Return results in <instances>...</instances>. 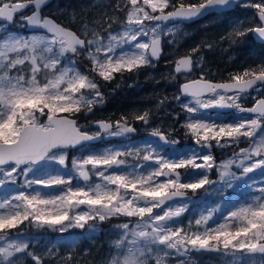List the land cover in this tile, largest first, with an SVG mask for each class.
I'll list each match as a JSON object with an SVG mask.
<instances>
[{
    "label": "snow or ice",
    "instance_id": "obj_1",
    "mask_svg": "<svg viewBox=\"0 0 264 264\" xmlns=\"http://www.w3.org/2000/svg\"><path fill=\"white\" fill-rule=\"evenodd\" d=\"M46 3L0 0V264H17L18 254L26 253L31 238L19 230L25 221L63 233L114 217L127 219L116 226V254L108 264H165L173 251L222 253L226 264H264V59L231 73L227 82L201 75L180 85L174 99L187 114L183 127L191 145L158 128L133 140L138 129L123 114L96 121L95 131L78 123L81 113L104 102L96 77L111 82L116 74L154 66L162 34L184 21L251 8V19L238 21L234 31L264 43V0H126L122 26L104 34L93 30L91 39L43 15ZM17 17L23 31L11 27ZM83 54L95 77L78 69L75 58ZM193 69L189 55L176 61L174 72ZM248 97L252 106L244 107ZM225 109L236 110L231 120ZM134 119L150 123L148 111ZM111 138L124 142L92 150L91 142ZM241 138L249 147L217 162L211 150L238 145ZM212 170L218 180L210 179ZM92 175L100 182L90 183ZM200 190L196 230L191 219L186 230L180 217L197 205L193 197ZM239 193L246 194L243 203L232 200ZM213 195L219 203H207Z\"/></svg>",
    "mask_w": 264,
    "mask_h": 264
},
{
    "label": "rangeland",
    "instance_id": "obj_2",
    "mask_svg": "<svg viewBox=\"0 0 264 264\" xmlns=\"http://www.w3.org/2000/svg\"><path fill=\"white\" fill-rule=\"evenodd\" d=\"M90 2L89 5L83 4L82 7H80V12L81 15V24L79 28V33L84 36L91 31H95L96 33L101 34L96 25H93L92 18L93 15L98 16L100 21L102 23H106V27L104 28V34L106 31H115L119 29L122 26V23L125 19V13L124 16L120 15V12L117 10H114V12H109L108 13V4L111 3V0H88ZM121 3H125L126 0H118ZM99 11V12H98ZM44 12H46L49 15L53 16H58L60 14L64 15H73V11H69L64 7L59 6V2L56 1L53 4H51L49 7H47ZM218 19L211 20L213 22H216ZM238 21H235L232 24H229L231 26V30H233V27H236L235 23ZM20 21L19 19L16 20V22L13 24V29L16 31H23V29H20L18 27ZM109 23H111V28H109ZM216 23H219L218 21ZM215 23V24H216ZM203 24L196 25V27L201 26ZM170 26V25H169ZM205 26V25H204ZM194 29L191 28H185L184 25L180 24L178 29H175L171 33H164L162 34V39H163V45H164V60L169 58H173L176 54L179 53L180 49L185 46H190L193 47L195 45V40L192 38L187 40L186 44H184V39H187V36H194ZM191 30V31H190ZM229 33V31H226ZM88 38L91 39L92 36L88 34ZM245 42H248L249 39L244 38ZM215 45V46H214ZM206 44L205 48L207 50H203L200 53H198L194 58V71L192 74L189 75H180V79H189V78H200L201 75L204 76L207 75L208 72L211 73V70L214 68H211L209 65H207V57L208 55L212 56L214 55L215 57L221 53V47L219 44ZM219 45V46H218ZM219 50L218 51L216 50ZM205 51V52H204ZM225 53H228V49L224 51ZM84 56L85 58L87 57L86 54H83L79 57H76V62L77 60L80 59V57ZM231 60H234L235 57L232 54L228 55ZM213 57V56H212ZM88 58V57H87ZM163 60V61H164ZM91 62V61H90ZM78 65V62H77ZM85 71L91 77L95 76V73L92 72L91 69V64H85ZM78 69L80 70V67L78 65ZM152 69V68H151ZM164 72L165 76H173L171 73L172 69L167 68L165 69ZM215 72V70H213ZM144 74V73H143ZM153 77H155L156 72L151 74ZM150 76V75H149ZM118 77H123L116 74L115 78V85H112V88L115 87V89H118L119 86H123L124 88L127 87V95H128V100L132 99L133 92L135 90L129 91L131 88L130 86L135 87L139 89L140 87H143V85L135 84L132 82V80L124 82ZM176 77V76H175ZM126 78L127 77H123ZM96 79H99V77H96ZM101 82L107 83L103 80H100ZM102 84V85H103ZM102 85H100L102 87ZM168 85V82H164V97L165 99H170L173 102H176L180 104V102L176 101L174 99V96H169L167 95V91L165 87ZM100 91L104 95V100L105 102L107 101V104L115 103V100L113 98V95L109 98H107V94L104 93L101 90ZM118 91V90H117ZM125 94V93H123ZM126 95V94H125ZM140 97V96H139ZM139 97H136V100L138 101L139 105ZM154 97V96H151ZM124 98V96H123ZM251 97L247 98V101ZM105 104V103H104ZM97 106V105H96ZM95 106V107H96ZM114 107V105H113ZM150 108V106H149ZM99 111V110H98ZM178 113H183V110H178V111H170L169 109L165 108L164 110V119L163 120V125L160 124V122L152 118L150 119V123L147 126L144 127H139L140 133L143 134L141 137H133V140H142L146 137L149 136V133L153 129H160L170 135V137H175L178 138L180 141V145H185L182 143L183 138H185L186 134L185 129L183 127L184 123L177 122V117ZM155 114V110H154ZM95 115V114H94ZM235 115V114H234ZM233 115V117H234ZM154 116V115H153ZM93 115H88L85 116L83 113L80 114V122H78L81 126L88 125L90 121L92 120ZM150 118V117H149ZM175 125H174V123ZM176 133V135H174ZM245 138H243L244 141ZM104 143H100L99 145L93 147L91 146L92 150L94 151H99L103 150L104 148L108 147L109 145H119L122 142H124L123 138H111V139H106L103 140ZM113 141V142H112ZM192 144V143H191ZM187 144V145H191ZM235 146V145H233ZM249 147V144L247 143L246 146L240 147V148H219V147H214L212 151L213 156L216 158L217 162H221L224 160H227L230 158L233 154V152H239L241 148H247ZM230 149V150H228ZM227 152H226V151ZM230 151V153H229ZM73 155H76V152L73 153ZM72 155V156H73ZM216 155V156H215ZM71 156V157H72ZM71 160V158H70ZM132 163V161H130ZM70 166V162H69ZM233 171H236L235 167L233 168ZM258 171L251 173L249 175L251 176H257ZM209 174H214L213 177L215 180L219 179L218 172L216 170H212ZM76 180H73V184H76ZM90 183H96L100 182L98 177L95 175H92L90 177ZM81 184H83V181H80ZM257 184L259 186V180H257ZM45 191H50V190H45ZM255 195H259L258 192L254 193ZM203 195V191L199 196L193 197L195 200H197V205H190L189 207V212H186L182 217H180V220L182 221V225L186 230L188 227V222L191 219L193 221V227L192 231H195V226H194V219L198 217L199 215V197ZM237 195L233 194L232 198ZM238 195H245L244 193H239ZM207 203L210 204H216L219 203L215 199V196H211L208 198ZM195 210V216L191 215V213ZM127 218L123 217H114L109 220H106L104 222H99V221H89L85 227L79 228V227H70L68 228L65 232L61 233L59 231H54L50 228H38L33 224H25L24 228H19V230L22 231L23 236L25 238H31L27 239L26 242L28 243L29 247L26 250V253L18 254L20 259L17 260V264H35V261L32 259L31 255H28L27 253H32L33 255L37 256L40 258L41 264H108V262L111 259L112 255H115V249H114V241L117 239V228L116 226L120 223L125 222ZM95 225V231H89L90 226ZM13 232H16L18 230H12ZM165 264H226L225 257L222 255V253H217V252H206V251H191L189 254L180 256L177 255L174 251L172 254L166 258Z\"/></svg>",
    "mask_w": 264,
    "mask_h": 264
},
{
    "label": "trees",
    "instance_id": "obj_3",
    "mask_svg": "<svg viewBox=\"0 0 264 264\" xmlns=\"http://www.w3.org/2000/svg\"><path fill=\"white\" fill-rule=\"evenodd\" d=\"M58 2H59V6L64 7L69 11H73L74 14L73 15L60 14L58 16H55V19L62 25L67 26L75 30L76 32H78L81 21H82L81 17L79 16L81 15L80 7H82L83 4L89 5L90 2L88 0H58ZM110 2L111 3H109L107 6L108 13L114 12V10H117L120 12V15H124L122 6L126 2L121 3L118 0H111ZM253 12L254 11L248 10V13H246V15L241 17V19L239 16L235 17V19L234 18L233 19L232 18L230 19L222 18L220 22L217 24H215L210 19L208 24H206L205 26L195 28L194 36L191 37L188 35L187 39H184V44H186L187 40L191 38L192 40L194 39L195 45L193 47H190V46L182 47L179 53L176 54L175 56L184 55V54H194V53H197L198 51L207 50L205 48L206 44H212V45L221 44L220 47L221 49H223L221 50V53L223 54H219L216 57L214 55H212L213 57L208 55L207 65H209L211 68H214L216 74L223 77V80H229L231 73L240 71L243 68L247 67L248 65L258 62L259 59H264V45H260L252 41L250 33L245 37L238 36V34L234 31L235 27H233V30H231V26L229 25V24H232L233 20L235 21L250 20L253 15ZM92 19H93L92 20L93 25H96L98 31L102 34L104 32V28L106 27V23H102L100 19L98 18V16L96 15H93ZM227 30H229V33L226 32ZM222 37H225V38L222 39ZM244 38L249 39V41L245 42ZM230 40H235L237 42L230 45L229 43ZM193 49H197V51L193 52L192 51ZM227 49L229 52L225 53L224 51ZM216 50L219 53V50L218 49ZM229 54H232L235 57V59L231 60L232 57L230 58L228 56ZM175 56L171 58L170 60H167L168 63L164 65L166 69L172 66L173 61H174L173 59L175 58ZM77 62L80 67V71L87 73L84 70L85 69L84 65L86 63L91 64L90 60L87 57L85 58L84 56H82L80 57L79 60H77ZM160 63H158L157 65H159ZM155 65L156 64H154V66ZM154 66H146L133 73L125 72V73H122L121 76L122 75L123 77H126V76L130 77L133 75L143 76V72H146V76H149L153 74L154 72H156V74H159L157 71V68H155ZM151 95H153L154 98L156 97V94L151 93ZM140 99H143V98H140ZM144 99H145V96H144ZM114 100H115V103L113 102L110 104L111 110L106 109L103 113V116H110L112 118L119 119L121 115L123 114V115H126L128 119L135 120L134 119L135 115L139 113H143L144 111H147L149 109V105L147 104H143V105L133 104L129 106L127 109L126 105L128 104L129 100L125 94H122V95L119 94V96L114 98ZM71 154L72 153L69 154V157L71 156ZM245 198H246L245 195L243 196V195L237 194L232 200L239 201V203H243ZM217 219H219V214H217ZM25 224L30 225L29 222L25 221V223L21 224L19 228H24Z\"/></svg>",
    "mask_w": 264,
    "mask_h": 264
},
{
    "label": "flooded vegetation",
    "instance_id": "obj_4",
    "mask_svg": "<svg viewBox=\"0 0 264 264\" xmlns=\"http://www.w3.org/2000/svg\"><path fill=\"white\" fill-rule=\"evenodd\" d=\"M27 12H29V10H27ZM26 12V13H27ZM17 19H19V17H17ZM205 21L204 19H201L199 21H196L194 23L191 24H184L185 28H189V27H195L196 25L199 24H203ZM14 25H12L11 27L13 28ZM195 57V56H194ZM167 60H170L169 58L165 59L164 61H162L159 65H157L156 67L158 68V73L156 74L155 77H153L152 75L150 76H143V77H131L132 82L135 84H141L143 85V87H140L139 89L133 86H130L131 88L129 89V91L135 90L133 92L132 95V99L128 101V104L126 105V108L128 109L129 106L135 104L138 105V101L136 100V97L140 99L139 101V105H143V104H147L150 106V108L147 110L149 113V117L152 120V118L155 119H159L158 121L160 122L161 125H163V120L164 119V110L165 108L169 109L170 111H178V110H182V108L180 107V104L171 101L170 99H165L164 97V82H168V85L165 87L166 91H167V95L169 96H176L179 94V88L182 82H185L187 80L193 79V78H189V79H180V75H189V74H176L174 72V66L175 64L172 65V71L171 73L173 74V76L169 77V76H165L164 72V65L168 63ZM177 60V59H176ZM175 63V61H174ZM214 69L211 70V73L208 72L207 75H205V79L207 80H211V81H216V82H224V81H228V80H223V77L219 76L216 74V72L213 71ZM194 71V69H193ZM192 71V72H193ZM192 74V73H191ZM176 76V77H175ZM139 78V79H137ZM195 78V77H194ZM98 83H100L99 80H97ZM105 84V83H104ZM103 84V85H104ZM112 85H115V82L113 81L111 84L108 85H104L101 87V90L107 94L106 100L107 98L111 97L112 95H114L116 93L117 90H119L120 88L124 89L126 91V96L128 98L127 95V87H123V86H119L118 89L112 88ZM151 93L156 94V97H151L153 95H151ZM151 95V96H149ZM145 96V99H144ZM243 100V98H242ZM252 99L250 98L248 101H246L243 106H251L252 105ZM105 103V104H104ZM99 109L100 112H98L96 115L93 116V121H94V125L96 121H115L117 120V118H112L110 116H101L102 115V110L105 111L107 110H111V106L110 104H107V101L97 105V107ZM154 110H155V114H154ZM98 111V110H97ZM236 111L235 109L233 110V112ZM232 112L227 113V117L226 120L228 119H232L233 115L235 114V112L233 114H230ZM154 115V116H153ZM186 113L183 111V113H178V117H177V122H181L184 123L185 119H186ZM131 121H135L130 119ZM136 124H139V126H136L137 129H139V127H144L145 125H143L142 123L139 122H134ZM174 123V121H173ZM175 125V123H174ZM93 129V128H92ZM138 135H142V133H140ZM174 135H176V133H174ZM182 143H188V138H183ZM241 144V143H240ZM213 150V149H212ZM216 156V155H215ZM211 175V174H209Z\"/></svg>",
    "mask_w": 264,
    "mask_h": 264
},
{
    "label": "water",
    "instance_id": "obj_5",
    "mask_svg": "<svg viewBox=\"0 0 264 264\" xmlns=\"http://www.w3.org/2000/svg\"><path fill=\"white\" fill-rule=\"evenodd\" d=\"M52 0H47V3H46V5L47 4H49L50 2H51ZM46 5H44L43 7H42V9L46 6ZM46 16H48L49 18H51V19H53V20H55L53 17H51V16H49V15H46ZM200 18H202V17H199V18H195V19H193V20H187V21H184L183 23H189V22H191V21H194V20H198V19H200ZM56 21V20H55ZM57 22V21H56ZM57 23H59V22H57ZM168 23H172V22H168ZM60 24V23H59ZM61 26H63L62 24H60ZM63 27H66V26H63ZM68 29H70V30H72V31H74L73 29H71V28H69V27H67ZM252 37L254 38V40L255 41H258V40H256L255 39V37L252 35ZM258 42H260V41H258ZM162 52V51H161ZM185 56H189V55H185ZM185 56H181V57H179L177 60H179L180 58H182V57H185ZM159 60V59H158ZM176 60V61H177ZM157 61V60H156ZM174 68H175V66H174ZM186 82V81H185ZM182 83H184V82H182ZM181 83V84H182ZM214 83H216V82H214ZM230 110H232V109H225V110H222L223 112H227V111H230ZM94 142H98V141H94ZM94 142H91V143H94ZM213 180V179H212Z\"/></svg>",
    "mask_w": 264,
    "mask_h": 264
},
{
    "label": "bare ground",
    "instance_id": "obj_6",
    "mask_svg": "<svg viewBox=\"0 0 264 264\" xmlns=\"http://www.w3.org/2000/svg\"><path fill=\"white\" fill-rule=\"evenodd\" d=\"M229 31V30H228ZM227 40V39H226ZM193 58V60L195 59L194 57H192ZM196 79H199V78H196ZM209 81H211V80H209ZM211 82H216V81H211ZM224 82H227V81H224Z\"/></svg>",
    "mask_w": 264,
    "mask_h": 264
}]
</instances>
